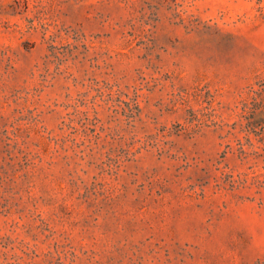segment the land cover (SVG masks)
<instances>
[{
  "label": "rangeland",
  "instance_id": "obj_1",
  "mask_svg": "<svg viewBox=\"0 0 264 264\" xmlns=\"http://www.w3.org/2000/svg\"><path fill=\"white\" fill-rule=\"evenodd\" d=\"M0 264H264V0H0Z\"/></svg>",
  "mask_w": 264,
  "mask_h": 264
}]
</instances>
